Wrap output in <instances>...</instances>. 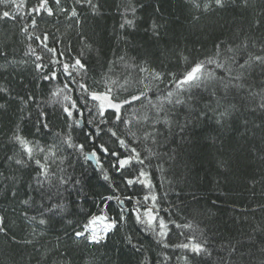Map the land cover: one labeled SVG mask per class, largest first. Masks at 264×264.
Segmentation results:
<instances>
[{"label": "trees", "instance_id": "16d2710c", "mask_svg": "<svg viewBox=\"0 0 264 264\" xmlns=\"http://www.w3.org/2000/svg\"><path fill=\"white\" fill-rule=\"evenodd\" d=\"M39 2L0 0V14L11 13L9 18L0 17V89L7 90L0 91V216L5 228L0 232V264H264V108L260 107L264 103V66L254 63L248 67L240 88L230 84L225 89L211 81L174 93L172 102L165 101L158 113L148 103H158L157 97L174 89L170 73L178 78L195 62L214 57L217 44L223 52L221 59L233 54L225 51L231 46L238 63L249 54L264 55V0H247L246 4L244 0H224L223 8L213 0L206 11L203 5L209 0H195L200 8L193 6V0H91V5L87 0H60L59 6L48 0L52 16L30 12ZM73 8L77 17L69 15ZM45 33L49 47L57 49L55 54L46 52L35 39ZM36 55L48 64L42 73L35 68ZM77 57L86 71H73V77L93 90L103 91L105 81L124 84L127 80V91L118 92L127 98L144 90L141 80L150 86L147 99L122 109L124 119L131 121L128 127L139 139L127 135L124 124L112 123L111 116L109 123L101 124L94 109L92 114L85 110L83 124L76 127L72 119L65 118L58 102H50L51 92L65 84L72 89L73 99L81 96L78 84L63 72L62 63H49L52 59L71 63ZM232 67L234 77L238 69ZM140 68L160 72L164 78L152 81ZM207 68L230 79L215 65ZM50 71L58 78L42 80ZM177 99L182 102L176 103ZM77 103L82 102L77 99ZM41 110L47 114L49 129L33 135ZM221 112L227 115L221 117ZM144 115L149 117L147 121L141 119ZM93 117L94 124L88 125ZM95 125L104 132L98 139H87L85 133ZM17 126L22 134L42 144L57 143V134H70L74 143L85 145L84 153L94 148L99 153L98 145L104 143L110 151L127 154L107 134L112 127L142 158L147 157L145 166L154 185L151 191L158 197L154 211L167 223L168 235L160 237L137 222L127 211L132 204L125 201L126 220L104 240L93 243L75 237L86 215L100 213L102 198L123 199L131 194L110 167L109 161L115 158L101 156L119 190L103 180L90 160L65 146L61 155L67 161L60 164L57 160L51 170L80 183L58 185L53 177L52 184L45 182L43 189L51 199H42L34 190L37 179H43L36 176V166L15 163L26 159L11 139ZM153 129L156 142L144 140V134ZM147 148L155 155L148 156ZM148 192L137 186L141 199ZM24 200L30 203L25 205ZM106 203L107 215L116 217L118 202ZM142 203L151 206V201ZM53 204L64 206L61 215L44 212ZM41 213L48 221L45 225L39 224ZM33 216L35 221L29 219ZM184 224L192 228L176 227ZM190 236L206 242V254L194 255L176 247L189 242Z\"/></svg>", "mask_w": 264, "mask_h": 264}, {"label": "snow or ice", "instance_id": "6c2138e0", "mask_svg": "<svg viewBox=\"0 0 264 264\" xmlns=\"http://www.w3.org/2000/svg\"><path fill=\"white\" fill-rule=\"evenodd\" d=\"M14 3L15 0H12ZM213 0H209L208 3L203 5L204 10L206 11ZM245 4L247 0H244ZM57 6L60 4V0H55ZM76 3H81V0H76ZM87 3L91 5V0H87ZM214 4L220 8L224 7V0H214ZM193 6L196 8H200V4L195 3L193 0ZM95 7V6H93ZM61 11H66V9H61ZM133 13H135L136 9L133 7L131 9ZM30 12H34L37 15H40L41 12H46L48 16L53 15V9L49 7L48 0H40L37 7L30 9ZM71 17H77L78 13L75 8L71 10L69 13ZM11 13L9 11H4L0 14L2 18H9ZM35 19H33L32 24L35 26ZM126 24L132 25V20H126ZM124 27V24L121 25ZM156 28V25L153 24V29ZM24 31H27V27H25ZM30 38L32 34H29ZM37 41H40L43 49L48 52L55 54L57 49L55 47H49L47 41L49 39L48 35L45 33L43 37L35 36ZM217 51L214 57L206 58L204 61H198L192 64V66L181 74L180 77H176L175 73H170L169 75L172 77V80L169 83H174L175 87L173 90L167 92L166 96L157 97L158 103L153 104L151 100H148L149 105L156 110V112H160L163 106V103L167 101L168 103L172 102V97L175 94H180L182 90L190 89L192 87H200L202 85H206L211 81H215L219 85H223L225 89L229 87L230 84L236 88L243 87L239 81L244 75V71L251 67L254 63L264 66V55H251L249 54L246 58L241 57L243 59V63H238L236 59V50L231 46L227 47L226 52L233 53L231 56H225L223 59V52L221 51V45H216ZM29 51L35 55V50L29 47ZM61 56L64 53H60ZM123 59V58H121ZM186 59V58H185ZM42 57L36 55L35 68L38 72L42 73L45 68L48 67V64L41 63ZM51 64L62 63L63 72L72 78L73 83H77L79 89L81 91V96L79 99L82 103L78 104L77 99H73V97L69 94L72 89L69 88L68 84H65L63 87H56L51 92V101L50 102H58L62 111L65 115L66 119H72L73 124L76 127L81 126V118L84 116V111L87 110L89 114H92L93 109L96 113L101 117L100 123L107 124L109 123L108 117L111 116L113 118L112 123L114 124H124L126 126L127 135L131 136L134 140L139 139L136 136V133L131 131V128L128 126L131 124L130 120L124 119L122 115V109L126 107H131L136 102H143V100L147 99V93L151 90L148 84H144V81L141 80L140 83L143 86V91H139V94H129L127 98H121L118 94L120 90L127 91L128 81L125 80L124 84H118L117 81H105L103 83V91L93 90L88 85L76 81L73 77V71L79 73L81 70L86 71V65L81 61L80 58H75L71 63L61 62L57 59H52L49 61ZM215 65L217 69H223L225 73L228 74V79L225 76H217L215 71H209L207 66ZM232 65H236L238 69L237 75L232 77L233 67ZM71 69V71H70ZM141 72H147L152 81H162L163 74L160 72H155L154 70H149L146 68H140ZM57 73L50 71L49 74H45L41 76V79L44 81H51L57 79ZM227 79V83L225 80ZM235 81L236 83H233ZM67 90V93H66ZM0 91H7L6 89H0ZM94 102V103H93ZM176 103H181L179 99L175 101ZM89 104H92V107H89ZM0 107H3L0 105ZM261 108H264V103H261ZM221 117L227 115V112L219 113ZM142 120L147 121L149 117L144 115ZM95 117L87 120L88 125L94 124ZM156 123V121H153ZM167 123V121H165ZM36 130L33 135H39L42 130L49 129V124L47 122V114L41 110L39 112V116L35 121ZM104 132V129L100 128L99 125H95L92 131L86 132L85 136L87 139L95 140L98 139L101 134ZM156 130L153 129V132H146L144 134V140L151 139L153 142H156L155 136ZM107 134H110V138H115L119 144V147L127 150V154H124L120 151H110L108 147L105 146L104 143L98 145L99 153L94 148L91 152L84 153V144H76L73 142V138L70 134L62 135L57 134L60 138L57 143H53L51 145L42 144L39 140L29 139L27 135L22 134L19 126H17V131L12 136V141L19 146L20 153L26 157V159H16L15 163L17 165L28 166L29 163L36 166V176L42 177L43 179H37V189L38 194L43 198L51 199V195H47L44 193V184L47 182L49 185L52 184V178L56 177V183L58 185H64L68 183L79 184L80 180L73 179L67 175L57 176L55 172H53L52 164H55L58 160L60 164L65 163L68 157L61 155V153L65 150V146L68 149H73L78 153L83 155L85 161L90 159H95L97 168L102 173V178L104 181L109 182V186L114 190H119L116 188V182L112 179V176L109 175L107 169L104 168V165L101 160V156H110L114 157V160L109 161L110 167L114 170V174L120 177L121 183L124 185L126 190H129L131 194L125 196L121 199L119 196H108L106 198H102L101 204L104 207L101 208L100 214H91L86 215L84 217V223L80 225L79 230L75 231L74 235L77 238H83L86 240H90L93 243H99L100 241L105 239V236L110 231L116 229L118 225L126 220L125 216V201L129 204H132L131 209H127V211L134 214V218L137 222L144 223L149 226V229L155 232H158L160 237H164L168 235V225L165 222L163 217H160L158 211H154L157 207V199L158 197L152 193V189L154 187L152 180L150 178L151 174L146 170L145 160L147 157L142 158L141 153L137 151L136 147H132L131 144L124 138L118 135L117 131L112 127L107 129ZM148 152V156H153L155 153L152 152L151 148L146 149ZM42 157V158H40ZM9 160H12L13 157H8ZM51 161V163H50ZM61 172L64 171L63 168L60 169ZM137 186H139V190L147 188L149 190L148 194L143 195L142 199L140 196L136 194ZM15 195V193H13ZM115 199L119 206L120 210L116 217L110 218L107 215V203L106 201H112ZM151 201V206H148L147 203H142ZM25 205L30 203L29 200L22 201ZM64 211V206L62 204H53L49 208H45L44 212L50 213L53 216L61 215ZM41 218L39 219L40 225L47 224V219L43 218V213L40 214ZM32 221L36 220V217L29 218ZM4 218L0 216V232H4L5 228L3 226ZM69 224L72 223L71 220L68 221ZM174 224L175 222L172 221ZM97 224H103V233L105 235H101L97 228ZM176 227H185L192 228L191 224L184 225H176ZM129 242H131V237H128ZM187 243H182L180 245H176V247L188 249L194 255H200L202 253H207L206 242L201 243L197 240L195 236L188 237ZM167 246V245H165ZM233 251L235 249L233 248Z\"/></svg>", "mask_w": 264, "mask_h": 264}, {"label": "rangeland", "instance_id": "374dc122", "mask_svg": "<svg viewBox=\"0 0 264 264\" xmlns=\"http://www.w3.org/2000/svg\"><path fill=\"white\" fill-rule=\"evenodd\" d=\"M98 214H100V213H98ZM96 228H97L98 232H99L101 235H105V234L103 233V224H97V225H96Z\"/></svg>", "mask_w": 264, "mask_h": 264}, {"label": "water", "instance_id": "95a60500", "mask_svg": "<svg viewBox=\"0 0 264 264\" xmlns=\"http://www.w3.org/2000/svg\"><path fill=\"white\" fill-rule=\"evenodd\" d=\"M81 124H83V123H82V120H81ZM90 161H91L95 166H97V165H96V161H95V159H90Z\"/></svg>", "mask_w": 264, "mask_h": 264}]
</instances>
